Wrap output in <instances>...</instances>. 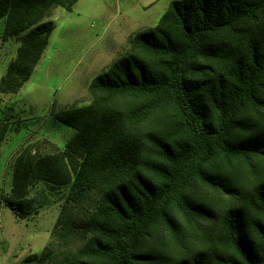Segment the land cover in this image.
<instances>
[{
    "label": "trees",
    "instance_id": "trees-1",
    "mask_svg": "<svg viewBox=\"0 0 264 264\" xmlns=\"http://www.w3.org/2000/svg\"><path fill=\"white\" fill-rule=\"evenodd\" d=\"M0 0L4 37L24 34L0 79L17 93L41 59L55 7ZM90 102L54 113L63 148L26 147L3 202L65 189L36 264H264V0H174L88 85ZM8 126L0 123V145ZM260 166V167H259Z\"/></svg>",
    "mask_w": 264,
    "mask_h": 264
},
{
    "label": "rangeland",
    "instance_id": "rangeland-1",
    "mask_svg": "<svg viewBox=\"0 0 264 264\" xmlns=\"http://www.w3.org/2000/svg\"><path fill=\"white\" fill-rule=\"evenodd\" d=\"M174 0H79L71 9L57 6L46 20L54 28L48 45L30 79L17 93H0V123L8 132L0 145V264H36L51 237L65 189L41 182L30 191L33 213L20 218L3 202L11 193L12 164L17 155L35 143L60 148L76 134L54 113L90 102L88 85L123 54L137 30L156 25ZM0 19V79L16 56L24 34L4 37ZM260 167V166H259Z\"/></svg>",
    "mask_w": 264,
    "mask_h": 264
}]
</instances>
